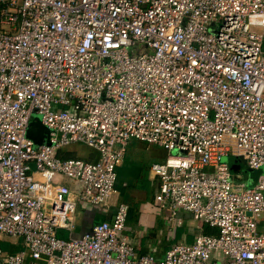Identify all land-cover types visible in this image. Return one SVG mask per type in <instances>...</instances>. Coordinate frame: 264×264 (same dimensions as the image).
Listing matches in <instances>:
<instances>
[{"label": "built area", "instance_id": "obj_1", "mask_svg": "<svg viewBox=\"0 0 264 264\" xmlns=\"http://www.w3.org/2000/svg\"><path fill=\"white\" fill-rule=\"evenodd\" d=\"M132 141L167 153L149 173L168 219L215 234L138 255L119 205L73 237ZM79 145L96 159L59 156ZM263 214L264 0H0V264H264Z\"/></svg>", "mask_w": 264, "mask_h": 264}, {"label": "crops", "instance_id": "obj_2", "mask_svg": "<svg viewBox=\"0 0 264 264\" xmlns=\"http://www.w3.org/2000/svg\"><path fill=\"white\" fill-rule=\"evenodd\" d=\"M150 148L151 146L137 141L130 142L125 158L118 168L117 194L111 198L107 213L103 215L78 206L73 237H79L90 231L95 222L110 220L119 205L128 208L125 233L138 255H152L156 259H162L166 251L175 244L192 243L199 232L215 234V230L205 225L201 224V228H198L191 214L182 211L176 214V217L182 220V224L176 226L168 219V212L158 207L154 200L157 181L149 173L150 166L157 162L149 161L145 156ZM259 230L264 232L262 218ZM2 247L7 253H13L20 248V245H12L10 242L2 243Z\"/></svg>", "mask_w": 264, "mask_h": 264}, {"label": "rangeland", "instance_id": "obj_3", "mask_svg": "<svg viewBox=\"0 0 264 264\" xmlns=\"http://www.w3.org/2000/svg\"><path fill=\"white\" fill-rule=\"evenodd\" d=\"M4 29L6 30V32L8 31L7 27H4ZM146 52L149 53L150 51L146 47H144L142 45H136V48L131 53L134 54V55H140V54H143V53H146ZM34 117H36V120H35L36 123L33 124V126H31L29 128L31 129V132H33L35 139L40 141L41 139L39 140L38 137H39V135H41V138L44 140L43 142L46 143V141H47L46 137L49 134V131H48V129L42 127V125L40 123L39 116L35 115ZM41 143H42V140H41ZM72 151L78 152L79 154H82V155H85L86 152L88 151V149L86 147H84V146L79 145V146L73 147ZM145 156L147 157V159L149 161L162 163L165 160V158L167 156V153L162 148H159V147H156V146H151L150 150L146 152ZM56 177H58V179L61 182H66V183L68 182L66 179H63V177H61V176H56ZM110 200L108 202H110ZM261 218L264 219V214L262 215ZM195 223H196V226H198V228H201V222L196 221ZM62 237L64 239L67 238L66 235H63Z\"/></svg>", "mask_w": 264, "mask_h": 264}, {"label": "trees", "instance_id": "obj_4", "mask_svg": "<svg viewBox=\"0 0 264 264\" xmlns=\"http://www.w3.org/2000/svg\"><path fill=\"white\" fill-rule=\"evenodd\" d=\"M59 156L64 158V159H68V158L69 159H72V158H86V157L88 158L87 160L96 159V154L93 151L89 150V149H88V151L86 152L85 155L79 154L78 152H74V151H70V152L65 151V152L59 153ZM241 169H243V167H241ZM257 176H258L257 172L250 174V177H251L252 180H255L257 178ZM59 235L63 236L64 233L62 231H60Z\"/></svg>", "mask_w": 264, "mask_h": 264}, {"label": "water", "instance_id": "obj_5", "mask_svg": "<svg viewBox=\"0 0 264 264\" xmlns=\"http://www.w3.org/2000/svg\"><path fill=\"white\" fill-rule=\"evenodd\" d=\"M35 120H36V117H33V121L31 122L30 127L33 126V124L36 123ZM37 126H38V125H37ZM42 127H43V126H42ZM40 128H41V127H40ZM44 128H45V127H44ZM27 137H28L29 139H31L35 144H41V140L43 141V139L41 138V135H39V137H38L39 140L41 139L40 141H38L37 139H35L34 134H33V132H31V129H30V128H29L28 131H27ZM243 164H244V162H243L242 160L239 161V164H237V162H235V163L231 166V170H232L233 172H235V173H239Z\"/></svg>", "mask_w": 264, "mask_h": 264}]
</instances>
